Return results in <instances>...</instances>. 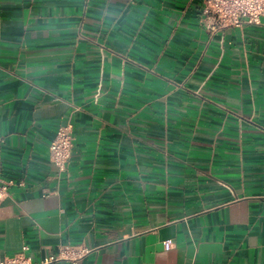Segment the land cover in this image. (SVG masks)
Returning <instances> with one entry per match:
<instances>
[{
    "label": "crops",
    "instance_id": "crops-1",
    "mask_svg": "<svg viewBox=\"0 0 264 264\" xmlns=\"http://www.w3.org/2000/svg\"><path fill=\"white\" fill-rule=\"evenodd\" d=\"M203 3L0 0L2 255L264 264V16L211 33Z\"/></svg>",
    "mask_w": 264,
    "mask_h": 264
},
{
    "label": "built area",
    "instance_id": "built-area-1",
    "mask_svg": "<svg viewBox=\"0 0 264 264\" xmlns=\"http://www.w3.org/2000/svg\"><path fill=\"white\" fill-rule=\"evenodd\" d=\"M264 16V0H204L202 8V24L211 33L226 28H242L246 24H260ZM74 134L71 123L61 125L50 144V158L59 171L68 167L72 155ZM11 181L0 180V207L9 195ZM165 247L170 248V241H165ZM28 246L14 255L4 256L0 252V264H42L32 260L27 254ZM72 247L65 248L63 254L72 255ZM51 259H54L52 257ZM46 260L43 264H47Z\"/></svg>",
    "mask_w": 264,
    "mask_h": 264
}]
</instances>
